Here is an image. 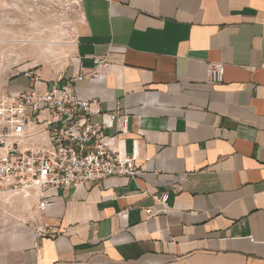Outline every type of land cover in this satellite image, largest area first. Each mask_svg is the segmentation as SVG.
I'll return each mask as SVG.
<instances>
[{
	"label": "crops",
	"instance_id": "0c3cea01",
	"mask_svg": "<svg viewBox=\"0 0 264 264\" xmlns=\"http://www.w3.org/2000/svg\"><path fill=\"white\" fill-rule=\"evenodd\" d=\"M39 68L42 92L87 75L76 96L122 112L102 142L141 173L49 189L45 211L1 197L0 264H264V0H82L65 65Z\"/></svg>",
	"mask_w": 264,
	"mask_h": 264
},
{
	"label": "built area",
	"instance_id": "2783aa9c",
	"mask_svg": "<svg viewBox=\"0 0 264 264\" xmlns=\"http://www.w3.org/2000/svg\"><path fill=\"white\" fill-rule=\"evenodd\" d=\"M107 57L95 59L97 68L107 65ZM225 71V64L210 63L208 81L221 84ZM63 76L42 92L38 89L42 81L26 71L23 77L31 81L30 90L0 94V198L37 193L38 207L45 211L55 205V199L44 196L49 189L73 191L109 177L135 178L141 173L136 156L120 157L102 142L105 131L124 117L122 112L101 114L98 102L76 96V83L87 75L68 81ZM94 116L108 121L92 123ZM169 198L167 192L154 195L148 216L166 212Z\"/></svg>",
	"mask_w": 264,
	"mask_h": 264
},
{
	"label": "rangeland",
	"instance_id": "374dc122",
	"mask_svg": "<svg viewBox=\"0 0 264 264\" xmlns=\"http://www.w3.org/2000/svg\"><path fill=\"white\" fill-rule=\"evenodd\" d=\"M81 2L0 0V94L30 90L31 81L18 77L30 67L65 65L76 41Z\"/></svg>",
	"mask_w": 264,
	"mask_h": 264
}]
</instances>
